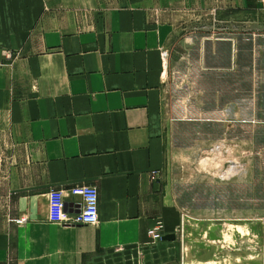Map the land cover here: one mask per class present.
Masks as SVG:
<instances>
[{
  "label": "crops",
  "instance_id": "crops-1",
  "mask_svg": "<svg viewBox=\"0 0 264 264\" xmlns=\"http://www.w3.org/2000/svg\"><path fill=\"white\" fill-rule=\"evenodd\" d=\"M211 10L231 27L193 31ZM244 70L250 106L227 96ZM245 114L264 118V0H0V264L157 255L148 230L175 233L180 196L213 186L191 157ZM75 185L97 186L96 224L49 220Z\"/></svg>",
  "mask_w": 264,
  "mask_h": 264
},
{
  "label": "rangeland",
  "instance_id": "rangeland-1",
  "mask_svg": "<svg viewBox=\"0 0 264 264\" xmlns=\"http://www.w3.org/2000/svg\"><path fill=\"white\" fill-rule=\"evenodd\" d=\"M230 18L218 17L212 10L196 15L197 22L206 21L209 25L229 22ZM193 31L212 34L215 29ZM244 45L241 63L246 67L249 48L246 50V42ZM227 78L228 99H242L245 106H250L248 71ZM216 81L221 86L219 78ZM235 119L246 125L242 132L236 133L238 137L213 141L191 157L190 164L195 168L193 178L207 179L213 186L192 185L190 192L180 196L179 204L183 208L173 241L163 243L157 255L150 252L141 256L134 251L115 250L121 253L106 252L85 264H145L147 261L152 264H264V118L251 119L245 114ZM244 168L242 181L232 179L222 183L218 178Z\"/></svg>",
  "mask_w": 264,
  "mask_h": 264
},
{
  "label": "built area",
  "instance_id": "built-area-1",
  "mask_svg": "<svg viewBox=\"0 0 264 264\" xmlns=\"http://www.w3.org/2000/svg\"><path fill=\"white\" fill-rule=\"evenodd\" d=\"M227 26L231 27V20L221 21L214 25L206 24V22H199L196 28H214L217 31H220ZM5 54V55H3ZM2 54L3 59L10 60L15 56V53L10 50L4 51ZM168 54L167 50H163L162 56L165 58ZM246 168L233 172L231 175L218 177L222 182L226 180L235 179L237 182L239 180H244ZM237 176H232L236 175ZM63 190H52L49 193L48 197V206H49V220L51 222L57 223H74L76 225H92L96 223L98 217V188L93 185H75L71 187L70 192L73 195H77L81 198L80 206H71L72 209L78 210L76 213H67L64 211V196ZM20 219H16V222L20 223ZM158 226L154 229H151L149 233L155 238V241H161L160 235L157 232Z\"/></svg>",
  "mask_w": 264,
  "mask_h": 264
},
{
  "label": "bare ground",
  "instance_id": "bare-ground-1",
  "mask_svg": "<svg viewBox=\"0 0 264 264\" xmlns=\"http://www.w3.org/2000/svg\"><path fill=\"white\" fill-rule=\"evenodd\" d=\"M10 52V51H9ZM3 55H5V54H3ZM73 195V194H72ZM73 196H76L77 198H78V200L76 201V202H74L73 204H72V206H80L81 205V198L79 197V196H77V195H73ZM64 207H65V205H64ZM65 209H66V207H65ZM67 210V209H66ZM69 214L70 213H76L78 210H76V209H72L71 207H69ZM97 221H98V217H97ZM97 221H96V223H97ZM96 223H94V224H96ZM94 224H92V225H94ZM82 225V224H81ZM159 227L158 228V230H157V232L159 233V235H160V240L161 241H172V240H174V239H171V240H163L162 238H163V236H165V235H167V234H165V235H162V230H163V223L161 222V221H156V223L154 224V226H152L149 230H148V235H149V237L151 238V240L153 241V242H156L155 241V238L149 233V231L151 230V229H154L155 227ZM171 234H174V233H171ZM175 235V234H174ZM159 242V241H158Z\"/></svg>",
  "mask_w": 264,
  "mask_h": 264
},
{
  "label": "water",
  "instance_id": "water-1",
  "mask_svg": "<svg viewBox=\"0 0 264 264\" xmlns=\"http://www.w3.org/2000/svg\"><path fill=\"white\" fill-rule=\"evenodd\" d=\"M263 235H264V224H263ZM174 238H175V235L174 234H167V235L163 236L162 239L163 240H171V239H174Z\"/></svg>",
  "mask_w": 264,
  "mask_h": 264
}]
</instances>
